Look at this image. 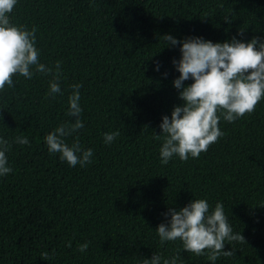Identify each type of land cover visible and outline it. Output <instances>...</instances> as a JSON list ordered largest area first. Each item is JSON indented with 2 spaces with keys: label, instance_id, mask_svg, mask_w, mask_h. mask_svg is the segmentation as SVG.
<instances>
[{
  "label": "trees",
  "instance_id": "trees-1",
  "mask_svg": "<svg viewBox=\"0 0 264 264\" xmlns=\"http://www.w3.org/2000/svg\"><path fill=\"white\" fill-rule=\"evenodd\" d=\"M9 16L36 29L40 63L54 69L61 62V93L46 95L53 77L35 66L32 79L17 74L0 91V137L30 142L11 143L13 171L0 177V264H142L177 251L178 264H212L157 235L169 208L194 199L210 208L221 202L246 241H226L224 250L235 254L215 264H264V99L232 123L221 117L224 135L198 158L162 165L156 139L162 118L183 104L173 85L180 45L163 37L264 38V0H17ZM77 83L85 127L66 143L78 138L93 150L84 167L69 166L44 141L72 121L68 97ZM115 131L106 144L104 133Z\"/></svg>",
  "mask_w": 264,
  "mask_h": 264
},
{
  "label": "clouds",
  "instance_id": "clouds-1",
  "mask_svg": "<svg viewBox=\"0 0 264 264\" xmlns=\"http://www.w3.org/2000/svg\"><path fill=\"white\" fill-rule=\"evenodd\" d=\"M16 4L17 0H0V91H4L6 86L13 87V76L17 74L32 79L35 66L36 72L53 77L46 95L54 98L61 93V62L57 61L54 69L39 62L40 53L35 46L36 29L28 30L10 22L9 14ZM225 21L230 22L228 18ZM240 34L243 35V31ZM163 39L166 45H180L181 58L173 60L180 75L173 85L183 101L182 105L174 107L170 118H162L161 134L156 135L157 140L162 138L160 162L167 165L174 156L187 161L190 156L198 158L206 152L224 135L219 127L221 117L232 123L255 111L256 105L264 99V38L253 37L249 42H241L233 37L223 43H213L200 37L180 41L171 35H165ZM155 70H159L158 64ZM189 79L193 83L184 86L183 82ZM70 87L72 92L68 97L66 115L72 121L58 125L45 135L44 141L48 151L59 154L69 166L79 164L84 167L91 163L93 150L83 149L78 138L71 145L66 143L67 137L85 127L80 118L83 110L79 90L82 85L77 83ZM119 135V131L104 133V142L110 145ZM11 143L30 146L28 138L23 135L16 136ZM11 143L0 137V177L13 171L6 156ZM164 215L170 216V220L156 229L161 244L179 240L185 252L195 256L206 255L212 264L221 256L235 254L233 249L224 250L226 241L246 242L240 232L233 233L221 202L210 208L207 200L194 199L179 210L169 208ZM68 247H71V242ZM87 248L88 244L84 243L78 250L85 252ZM41 256L44 260L49 259L47 252ZM179 260L177 251L170 258L153 254L142 264H178Z\"/></svg>",
  "mask_w": 264,
  "mask_h": 264
}]
</instances>
